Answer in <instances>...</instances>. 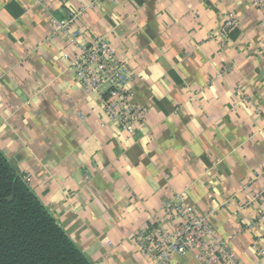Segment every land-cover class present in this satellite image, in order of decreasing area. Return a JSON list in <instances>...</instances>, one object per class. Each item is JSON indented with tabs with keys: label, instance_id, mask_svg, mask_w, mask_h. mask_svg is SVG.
Wrapping results in <instances>:
<instances>
[{
	"label": "crops",
	"instance_id": "crops-1",
	"mask_svg": "<svg viewBox=\"0 0 264 264\" xmlns=\"http://www.w3.org/2000/svg\"><path fill=\"white\" fill-rule=\"evenodd\" d=\"M230 14L238 26L219 34ZM97 37L147 111L134 131L74 69ZM0 150L91 264H156L134 236L177 229L172 201L212 213L241 264H264L263 13L255 0H0Z\"/></svg>",
	"mask_w": 264,
	"mask_h": 264
},
{
	"label": "built area",
	"instance_id": "built-area-1",
	"mask_svg": "<svg viewBox=\"0 0 264 264\" xmlns=\"http://www.w3.org/2000/svg\"><path fill=\"white\" fill-rule=\"evenodd\" d=\"M255 2L264 15V1ZM69 23L62 21L60 25L65 28ZM236 26L238 21L230 14L225 17L219 34L227 35ZM73 65L77 76L89 89L107 90L105 110L121 129L134 131L145 120L147 111L135 100L128 86L127 62L105 38L92 39L73 59ZM178 203L172 201L165 207L172 218L176 219L179 214L184 217L177 229L164 231L152 227L135 233V240L145 254L153 257L156 264H180L174 260V255L197 250L200 264H241L230 244L221 239L213 227L212 213H184Z\"/></svg>",
	"mask_w": 264,
	"mask_h": 264
},
{
	"label": "trees",
	"instance_id": "trees-1",
	"mask_svg": "<svg viewBox=\"0 0 264 264\" xmlns=\"http://www.w3.org/2000/svg\"><path fill=\"white\" fill-rule=\"evenodd\" d=\"M0 264H91L1 150Z\"/></svg>",
	"mask_w": 264,
	"mask_h": 264
}]
</instances>
